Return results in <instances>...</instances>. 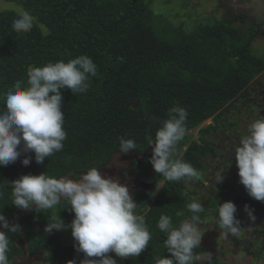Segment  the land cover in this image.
<instances>
[{"label": "trees", "instance_id": "16d2710c", "mask_svg": "<svg viewBox=\"0 0 264 264\" xmlns=\"http://www.w3.org/2000/svg\"><path fill=\"white\" fill-rule=\"evenodd\" d=\"M1 1L12 3L19 11L0 8V93L16 80L26 82L29 65L67 62L80 55L97 65L86 93L62 90L67 133L63 149L42 164L32 158L28 166L22 165L25 156L33 157L32 153H22L14 163L0 166V213L7 220L18 216L12 223L21 226L20 233L9 234V264L24 253L38 252H44V262L34 264H67L69 260L79 264L83 254L65 243L61 231H44L54 216L70 224L74 214L66 201L42 212L22 210L11 203L7 182L42 172L72 179L93 167L103 172L111 161L124 156L119 150L121 137L136 143L137 148L129 152L143 151L149 146L146 137H154L168 118V110L177 104L188 116L186 135L175 146L174 158L190 163L197 174L178 182L156 175L162 184L150 203L145 191H129L138 205L137 213L144 215L151 239L138 257L123 259V264H154V257L170 256L164 247L166 235L157 222L162 214L171 216L174 224L191 216L186 209L189 197L201 200L205 209L200 213L201 224L219 232L218 245L222 241L234 244L249 264H264V202L250 197L239 183L232 155L245 134L242 128L264 116V56L252 48L258 31L255 23L239 15L236 17L241 21L200 22L184 15L172 22L156 15L148 0ZM21 10L36 18L27 33H16L12 28ZM209 119L212 123L199 130L197 139L188 135ZM133 164L138 178L143 179L147 161L142 169ZM211 173L224 178L207 188L204 184L207 180L212 183ZM190 184L195 188L190 189ZM225 201L236 206L239 236H225L216 225L213 209ZM245 205L253 210L255 220L248 218ZM178 210L185 216L177 217ZM204 251L201 244L194 249L201 257ZM222 255L196 264H228Z\"/></svg>", "mask_w": 264, "mask_h": 264}, {"label": "clouds", "instance_id": "9594fccd", "mask_svg": "<svg viewBox=\"0 0 264 264\" xmlns=\"http://www.w3.org/2000/svg\"><path fill=\"white\" fill-rule=\"evenodd\" d=\"M36 18L28 11L21 10L12 21L16 33L31 31ZM97 73L93 60L80 55L65 62L58 60L42 66L29 65L26 69L27 80H16L3 93H0V166L14 163L22 153L21 163L28 166L34 158L37 164L63 149L67 138L64 130L65 114L61 110L62 90L73 94L86 93L90 77ZM188 113L184 107L174 105L168 110V118L161 122L154 137H146L152 147L150 163L155 173L167 181H182L196 176L194 167L180 158H174V149L186 135L185 122ZM132 139H119V150L127 153L136 149ZM238 169L239 183L248 195L264 202V116L253 120L246 126L232 154ZM219 176L215 183L223 181ZM10 184L11 203L22 210L52 209L61 201L74 214L69 225L60 216L48 220L44 227L46 233L70 228L74 250L83 254L79 264H117L108 255L127 259L138 257L147 247L151 233L144 215L137 213L138 205L119 178L102 174L93 167L81 174L78 179L67 175L49 176L45 172L38 175H21L7 182ZM153 193L152 195H154ZM186 204L191 216L173 223L169 215H161L157 228L166 235L164 247L170 256L154 257V264H196L206 259L211 261L212 254L204 257L194 249L200 246L202 223L200 213L204 212L201 200L189 197ZM216 225L225 236H239L240 221L236 218V206L231 201L218 203L213 209ZM250 220H255L253 210L244 206ZM177 217H184L178 210ZM18 223H9L0 213V264H9L10 233H20ZM67 264H76L69 260Z\"/></svg>", "mask_w": 264, "mask_h": 264}, {"label": "rangeland", "instance_id": "374dc122", "mask_svg": "<svg viewBox=\"0 0 264 264\" xmlns=\"http://www.w3.org/2000/svg\"><path fill=\"white\" fill-rule=\"evenodd\" d=\"M149 1V2H148ZM147 3L149 4V7L151 10L154 11L156 15L166 16L168 19L172 20V22H177L182 20V16L184 15L186 17L192 16L199 20L200 22H208L211 19H219V20H231V17H225L221 15L223 11L222 8H226L228 11L235 13L237 11H244L246 14L250 13L252 16L257 14V18L264 19V0H245L242 1V3L235 2L232 4V2L224 3L223 7H219L217 4L215 5L213 0H172L170 1V4H165L164 0H148ZM215 1V0H214ZM218 2V1H217ZM219 3V2H218ZM0 8L2 9H13L18 10L19 9L13 5L12 3H6L0 0ZM180 14V15H179ZM178 15L181 17L177 18ZM250 17V16H249ZM238 25V23H236ZM256 38L253 41L252 48L254 50L255 54H258L259 56H264V29L260 32L257 31ZM212 123V119H209L202 123L199 127L190 130L188 132V135L192 137V139H197L198 132L201 128L204 126H207ZM243 130L246 128H242ZM241 129V130H242ZM152 153V151H151ZM180 152H175V155L178 157ZM131 163L129 160L124 158L122 156L121 158H116L113 161H111L107 166L106 169L101 172L102 174L119 178L120 182L122 184H125L129 190L131 191L134 187H137L136 182L134 181V176L131 174V172L134 170H131ZM125 172L129 174L128 176L131 178H127L129 181H126L124 177L126 176ZM151 176L155 173L153 167L151 171ZM123 173V174H122ZM124 175V177H123ZM210 179L212 183H210L209 180H207V183L204 184L207 188L210 186L212 187L213 182L218 178L217 175L211 173ZM209 179V178H208ZM161 187V181L158 185V188L155 189L156 191L153 193L148 192L146 197L148 198V202L155 197L157 190H159ZM194 184H190V189H193ZM154 188H149L150 191H153ZM200 197V196H198ZM150 205V204H149ZM18 216H13L8 219L9 223H12L15 221V219ZM200 231L202 233L201 242L200 244L203 245L205 251L204 256L207 253H211L213 256H218L221 252H223V255L221 258H223L228 264H249V259L245 258V256L241 255L239 251L234 247V244L225 243V241H222V244L219 246L216 242L217 236L219 235V232H217L214 228L208 227V225L201 224L200 225ZM61 234L64 238V241L68 245H73L74 241L71 236V231L69 229L61 230ZM20 245L22 244L21 240L18 242ZM44 252H38L36 254H27L24 253L21 257L16 258L13 262V264H34L35 262H44L42 261ZM108 255L112 256L114 259H116L117 264H123V259L116 257L114 253H108ZM202 256V257H204ZM205 260V259H202Z\"/></svg>", "mask_w": 264, "mask_h": 264}, {"label": "flooded vegetation", "instance_id": "af4514ba", "mask_svg": "<svg viewBox=\"0 0 264 264\" xmlns=\"http://www.w3.org/2000/svg\"><path fill=\"white\" fill-rule=\"evenodd\" d=\"M242 1H245V0H215V1L213 0V2H216L214 4L215 5L217 4L220 8L223 7L224 3L232 2V4H234L235 2L242 3ZM221 10L222 11L224 10L221 15H223L225 17H231L232 16L231 20L235 19V20L241 21V19H238L236 17L239 15V16H241L242 19H246L248 22L255 23V26L257 27L258 32H260L264 29V19L262 20V19L257 18L258 17L257 14H259L260 12L252 16L250 13L246 14L244 11H237L235 13H232V12L228 11L226 8L225 9L222 8ZM151 151H152V147L148 146L141 152L140 151H132V152L124 153V158L125 159L127 158L129 160V162L131 163V167H132L131 170L134 169L131 172V174L134 175V176H132V177H134L132 179H134V181L136 182V185H137V187H134L131 191L141 189V190L145 191L146 193H148V192L153 193L156 191L155 189L158 188V185L160 184V180L156 178V175H158V174L154 173L151 176L152 165L149 162L151 155H152ZM144 161H147V164H148L147 174L143 179H139L138 175H137V171L134 168L133 163L136 164L137 169H142ZM125 174H126L125 177L123 175L124 179L126 181H129L131 179L128 176L129 174H127V172H125ZM127 178H129V180ZM161 184H162V182H161ZM149 188H154V189H153V191H150ZM42 261H43V258H42Z\"/></svg>", "mask_w": 264, "mask_h": 264}]
</instances>
